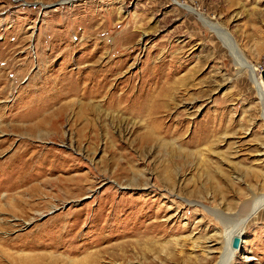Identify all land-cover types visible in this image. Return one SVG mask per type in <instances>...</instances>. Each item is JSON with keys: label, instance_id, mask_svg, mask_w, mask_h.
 Here are the masks:
<instances>
[{"label": "rangeland", "instance_id": "obj_1", "mask_svg": "<svg viewBox=\"0 0 264 264\" xmlns=\"http://www.w3.org/2000/svg\"><path fill=\"white\" fill-rule=\"evenodd\" d=\"M263 69L264 0H0V250L217 264L264 194Z\"/></svg>", "mask_w": 264, "mask_h": 264}, {"label": "bare ground", "instance_id": "obj_2", "mask_svg": "<svg viewBox=\"0 0 264 264\" xmlns=\"http://www.w3.org/2000/svg\"><path fill=\"white\" fill-rule=\"evenodd\" d=\"M186 9H188L191 12H194V10L192 11L189 7H185ZM195 13V12H194ZM206 24H210L209 22H206ZM219 33H221L222 35H224L225 37H228V34L224 31V30H219ZM229 43H230V47H232V43L231 40L229 39ZM233 48V47H232ZM247 65V63H245ZM256 70V69H255ZM258 89L259 92L261 94V97H263L264 99V81H260L258 83ZM254 206H248L246 209H249L248 213L245 215L244 220L240 223L241 226H235L236 228L233 229L232 232L228 233L226 240L224 241V245H223V253L221 254V261H219L217 264H233V262L236 261V254L234 249L232 248V241L233 238L237 237L240 238V233L243 232L244 229H246L247 225L250 224L251 221H253L255 218H257V213L262 209V207H264V194L262 196H256L255 198V202ZM245 209V210H246ZM212 211V212H211ZM211 215H215L218 217H225V215L223 216L219 210L218 211H214V210H210L208 211ZM228 216V215H227ZM231 216V215H230ZM0 224H2V222H0ZM245 231V230H244ZM0 244L3 246H8L9 242H6L5 240H0ZM3 251L5 253V255L3 254ZM9 253L6 252L3 248L0 250V264H19L18 260L15 258H8L6 255H8ZM10 255V254H9ZM11 256V255H10ZM248 258V257H247ZM20 260V258H19ZM248 260V259H247ZM21 264V263H20ZM37 264V263H36Z\"/></svg>", "mask_w": 264, "mask_h": 264}, {"label": "water", "instance_id": "obj_3", "mask_svg": "<svg viewBox=\"0 0 264 264\" xmlns=\"http://www.w3.org/2000/svg\"><path fill=\"white\" fill-rule=\"evenodd\" d=\"M261 78L264 81V69L261 71ZM239 245H240V239L237 237L233 238L232 248L237 249L239 247Z\"/></svg>", "mask_w": 264, "mask_h": 264}]
</instances>
